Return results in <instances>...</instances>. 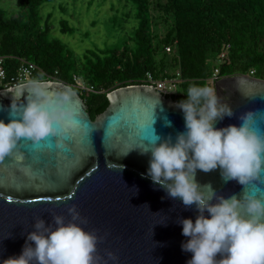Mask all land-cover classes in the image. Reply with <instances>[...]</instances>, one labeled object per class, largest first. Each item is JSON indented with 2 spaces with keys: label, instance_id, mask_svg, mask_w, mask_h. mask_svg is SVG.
<instances>
[{
  "label": "water",
  "instance_id": "1",
  "mask_svg": "<svg viewBox=\"0 0 264 264\" xmlns=\"http://www.w3.org/2000/svg\"><path fill=\"white\" fill-rule=\"evenodd\" d=\"M224 79L215 82L213 89L220 104L231 107L234 114L217 119L215 127L238 125L239 115L249 110L264 111L263 80L245 75ZM222 81L234 86L223 102ZM44 82L52 96L70 90L69 103L76 119L88 131L72 133L63 150L55 148L52 137L38 144L22 140V163L8 156L0 161V264L21 254L37 218L46 223L52 213L68 218L67 208L72 204L87 217L86 230H96L104 237L97 245L101 256H106L107 250L118 256L119 264H186L192 254L181 250V242L188 238L181 234L178 220H195V206L185 208L179 199L170 198L142 175L149 166L150 153L141 155L135 148L153 129L161 138L171 135L173 140L184 131L182 110L165 97L173 94L144 85L118 88L107 95L105 110L91 120L83 100L70 86ZM20 86L0 90V119L5 123L18 118L10 105ZM26 95L14 102L26 103ZM259 127L264 129V123ZM23 166L31 168V175L21 170ZM196 180L210 183L224 196L242 192L243 186L235 180L225 182L219 169L197 170ZM257 187L264 188V184Z\"/></svg>",
  "mask_w": 264,
  "mask_h": 264
},
{
  "label": "clouds",
  "instance_id": "2",
  "mask_svg": "<svg viewBox=\"0 0 264 264\" xmlns=\"http://www.w3.org/2000/svg\"><path fill=\"white\" fill-rule=\"evenodd\" d=\"M25 92L26 103L14 102ZM70 95V90L49 95L41 79L16 89L10 107L18 118L8 123L0 119V161L8 156L22 163V140L38 144L52 137L55 148L63 150L72 133H87L88 128L76 119ZM185 95L176 104L183 112L184 131L173 140L171 135L161 138L153 129L152 135L135 147L141 155L150 153L149 166L142 175L170 198L179 199L185 208L195 206V220H178L181 234L188 238L181 242V250L192 254L186 264H264V188L257 187L264 184V129L259 127L264 123V111H246L239 115L238 125L217 128L216 120L231 117L232 108L220 104L207 86L190 84ZM216 169L225 182L235 180L242 185V192L224 196L210 183L196 180L197 170L207 173ZM21 170L31 175L30 167ZM67 213L68 218L52 213L47 223L37 218L21 254L3 264H119L112 251L106 250V256L98 253V242L104 237L96 230H86L88 219L77 205H70Z\"/></svg>",
  "mask_w": 264,
  "mask_h": 264
},
{
  "label": "trees",
  "instance_id": "3",
  "mask_svg": "<svg viewBox=\"0 0 264 264\" xmlns=\"http://www.w3.org/2000/svg\"><path fill=\"white\" fill-rule=\"evenodd\" d=\"M54 1L17 0L16 10L0 8V58L7 75L21 62L41 69L37 79L71 88V76L79 75L93 92L72 89L91 120L105 110L110 92L142 85L146 73L163 78L169 69L178 72L175 94L165 96L176 103L186 98L190 84L206 86L215 69L219 77L252 71L250 77L264 81V0H125L122 15L111 19L114 26L123 18L131 23L122 43L80 55L49 35L51 15L41 24L39 8ZM59 24L60 33L72 34L65 20ZM225 51V61L216 65Z\"/></svg>",
  "mask_w": 264,
  "mask_h": 264
},
{
  "label": "rangeland",
  "instance_id": "4",
  "mask_svg": "<svg viewBox=\"0 0 264 264\" xmlns=\"http://www.w3.org/2000/svg\"><path fill=\"white\" fill-rule=\"evenodd\" d=\"M126 5L125 0H56L43 4L38 13L42 25L47 16L51 15L47 21L49 35L66 44L76 55H80L87 49H111L122 43L131 23L123 18L121 26L118 20L114 26L111 19L115 15H122ZM17 6V0H0L1 9L13 11ZM60 20L67 22L68 27L73 30L72 34L60 33ZM215 64H219L218 61ZM173 73L169 69L166 74L171 76Z\"/></svg>",
  "mask_w": 264,
  "mask_h": 264
},
{
  "label": "built area",
  "instance_id": "5",
  "mask_svg": "<svg viewBox=\"0 0 264 264\" xmlns=\"http://www.w3.org/2000/svg\"><path fill=\"white\" fill-rule=\"evenodd\" d=\"M170 47L165 48V52H170ZM227 50V48L225 49ZM226 58V51L220 55L217 60L219 64L223 63ZM6 67L4 66L2 58H0V90L10 89L22 84H26L33 79H37L35 73L41 72V69L33 63L30 62H21L16 70L12 74L7 75ZM43 74V73H42ZM250 76L253 75V72H249ZM45 76V74H44ZM220 79L218 70L215 69L211 74L210 78L206 80V86L212 88ZM43 81H50L45 79ZM58 82V81H54ZM72 88L78 90L80 93H90L93 92L92 86H90L86 81H84L79 75L73 74L71 76ZM179 83V74L175 72L174 75L166 76L163 78H154L150 73H146L143 79L144 86H150L154 89L163 92L165 94H175L177 85Z\"/></svg>",
  "mask_w": 264,
  "mask_h": 264
},
{
  "label": "flooded vegetation",
  "instance_id": "6",
  "mask_svg": "<svg viewBox=\"0 0 264 264\" xmlns=\"http://www.w3.org/2000/svg\"><path fill=\"white\" fill-rule=\"evenodd\" d=\"M230 77V76H229ZM249 77V76H248ZM225 77H220L219 80L224 79ZM252 78V77H249ZM234 86L232 83L227 82V81H222V89H221V95H220V101H224L228 98L229 94L231 93V91L233 90Z\"/></svg>",
  "mask_w": 264,
  "mask_h": 264
}]
</instances>
